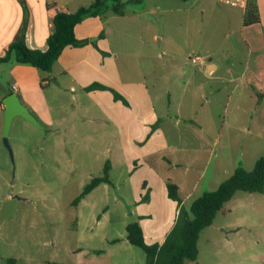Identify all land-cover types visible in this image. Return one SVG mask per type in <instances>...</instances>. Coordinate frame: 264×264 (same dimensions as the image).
Returning a JSON list of instances; mask_svg holds the SVG:
<instances>
[{"label":"crops","instance_id":"obj_1","mask_svg":"<svg viewBox=\"0 0 264 264\" xmlns=\"http://www.w3.org/2000/svg\"><path fill=\"white\" fill-rule=\"evenodd\" d=\"M94 1L0 0V56L22 34L30 48L45 50L47 40L53 32L55 16L61 12L75 13L81 7H89ZM126 1V4L136 3L142 8L133 10L130 14L124 9L122 15L115 14L112 10L102 11L96 16H86L76 25V38L88 39L95 42V45L90 42L79 47H66L53 64L49 80L33 66L0 63V131L4 125L3 100L12 93L18 95L21 103L42 127H57L58 131L69 128L64 125L67 113L58 99L57 112L61 117H55L50 100L55 102L61 91L68 90L74 101L87 99L91 105L86 108H97L106 121L107 129L104 133L114 135L111 139L121 142V154L130 166L131 175L138 174L141 178L139 193L135 197L138 208L135 221L141 226L145 241L149 245L162 244L174 227L181 207L188 211L195 199L204 192L217 189L241 166L237 165L240 162V158L236 159L238 155L232 154V147L239 143L238 137L229 140L231 152L221 149L220 153H215L213 147H207V142L212 139L214 145L216 142L226 143V127L230 125L220 118V112L213 107L226 96L227 88L230 89L228 100L236 98L239 108L241 96L248 98L251 104L239 116L245 124H249L248 127L261 128L264 140V0H254L259 21L249 25L244 24L246 8L229 6L218 0H158L152 4L150 0ZM109 2L106 1L105 5L113 4ZM107 11L112 13L111 19L141 18L155 12L175 13L171 18L175 17L185 24L182 32L186 48L205 52V60L202 58L203 62L200 63L191 61V65H187V61H175V64L187 68L181 69V79H171L173 86L174 82H181V89H178L180 101L175 113L159 115L155 104V89L152 90L157 82L151 86L148 79L149 76L151 80L157 81L159 78V73L152 72L149 68L151 62L155 64L152 44L154 46L158 36L162 39L159 23L157 25L160 28L157 26V31L152 33L153 41H147L144 33L146 28L138 26L137 38L142 43L141 48L149 46V51L144 56L137 53V57L147 59L150 64L145 67L140 63L145 67L144 75L142 78H133L128 74L123 75L119 62L117 63L119 52L115 49L111 35L117 33L120 37L122 33L107 26V20L103 19ZM121 43L117 47H122V52L126 53L130 46L124 39ZM240 48H245L248 52L247 61L235 57ZM125 56L131 55L126 53ZM129 61V58L125 59L122 65L127 71L132 66ZM192 67L203 72L202 79H196L192 71L188 72ZM51 78L56 82H52ZM94 83L112 89L121 99H115L110 90H85ZM14 85L17 86V91L13 90ZM197 86H205V109L208 107L212 111L205 116V123L198 124L194 123L188 112L193 88ZM167 94L169 95V91ZM249 113H254V116ZM246 114L248 116L245 117ZM195 128L202 134L205 129V147L203 138L193 134ZM201 145L204 155L193 156L191 152L201 151ZM5 161L1 156L0 172L7 168ZM168 181L177 185L182 200L180 205L169 198ZM159 213L161 217L154 220V216L158 217ZM120 238L129 243L126 235ZM126 251L127 255L129 248ZM76 254L75 262L64 264H100L98 254L82 249H77ZM106 257L104 264H115L112 255L108 253Z\"/></svg>","mask_w":264,"mask_h":264},{"label":"rangeland","instance_id":"obj_2","mask_svg":"<svg viewBox=\"0 0 264 264\" xmlns=\"http://www.w3.org/2000/svg\"><path fill=\"white\" fill-rule=\"evenodd\" d=\"M120 1L125 3L128 14L142 8L136 3ZM156 1L150 0L151 4ZM173 15L175 13L155 12L141 18L124 19H111L110 11L103 15L107 26L122 33L120 37L113 33L111 39L119 52L117 63L121 73L133 78H142L143 68L150 64L147 59L137 57V53L144 56L149 51V46L141 48L142 43L137 38L138 26L146 28L147 41H153V31H157L158 25L161 27L162 39L158 36L154 46L152 44L155 64L151 62L149 67L152 72L159 73V78L156 81L148 77L151 86L157 82L152 90L155 89V104L161 116L175 113L180 101L178 89H181V82L176 81L173 86L171 79H181V69L187 68L175 64L176 59L187 61V65H191L194 56L200 55L205 60L202 50L186 48L182 32L185 24L171 18ZM122 39L130 46L126 50L131 55L129 57L122 52V47H117L122 44ZM235 57L247 61L248 52L240 48ZM128 58L132 65L129 71L122 66ZM191 71L194 78H203V72L198 68L192 67L188 72ZM193 91L188 112L194 123H205V116L212 112L208 107L205 109V86L194 87ZM229 91L227 88L226 96L213 107L230 125L226 127L227 144L216 142L214 145L212 139L207 142V147H213L215 153H220L221 149L231 152L229 140L238 137L239 143L232 147V154L238 155L236 159L240 158L237 165L251 170L256 160L264 155L262 129L248 127L249 124L239 116L251 104L248 98L241 96L239 108L236 98L228 100ZM58 99L67 113L64 125L69 128L65 131L36 125L21 116L15 117L8 134L13 159L4 143L3 129L0 131V158L4 157L7 164L6 170L0 172V264H7L8 260L14 264L73 263L77 259V249L98 254L100 264H104L108 253L113 256L115 264H144V252L120 238L126 235V223L137 219L135 197L139 193L141 178L138 174L131 175L130 166L121 154V142L112 140L114 135L104 133L106 121L97 108L87 109L91 105L87 99L74 101L69 90L61 91L55 102L50 100L53 114L59 118ZM249 115L254 116V113ZM92 118L95 121H90ZM193 134L203 138L205 147V129L202 134L195 128ZM203 146H199L201 151L194 150L191 154L204 155ZM107 165L111 167L110 183L99 184L75 204L90 181L103 176ZM160 217L161 213L154 216V220ZM197 246V260L188 264H264V192L235 193L212 224L200 233ZM126 248L130 250L127 255Z\"/></svg>","mask_w":264,"mask_h":264},{"label":"trees","instance_id":"obj_3","mask_svg":"<svg viewBox=\"0 0 264 264\" xmlns=\"http://www.w3.org/2000/svg\"><path fill=\"white\" fill-rule=\"evenodd\" d=\"M106 1L109 0H95L89 7H81L75 13H58L54 18L53 32L47 40L45 50L30 48L25 42L24 34H22L8 46L5 54L0 56V63L33 66L45 75V79L49 80L51 75L48 72H51L53 64L66 47H79L90 42L95 45L93 41L79 40L75 36L76 25L86 16H96L106 10H112L118 15L123 14L124 2L110 0L115 1V3L106 6ZM258 21L257 6L254 0H248L244 24L249 25ZM85 90H110L114 93L115 99H121L112 89L99 83H94ZM109 169L110 167L107 165L103 176L95 177L90 181L75 200V204L99 184L110 183ZM167 191L169 198L180 205L182 200L179 197L177 185L168 181ZM238 191L264 192V155L256 160L251 170L238 166L233 174L223 181L217 189L204 192L195 199L188 211L181 207L174 227L162 244H147L143 230L136 221L130 222L126 226L127 241L144 252L146 264H188L195 262L199 253L197 243L200 233L212 224L215 216ZM11 263L12 260H8L7 264Z\"/></svg>","mask_w":264,"mask_h":264},{"label":"water","instance_id":"obj_4","mask_svg":"<svg viewBox=\"0 0 264 264\" xmlns=\"http://www.w3.org/2000/svg\"><path fill=\"white\" fill-rule=\"evenodd\" d=\"M50 73V72H48ZM52 82H56L54 78H51ZM4 125H3V136H4V143L8 148L11 158L13 159V154L11 147L8 142V134L12 124V121L15 117L21 116L26 120L33 122L36 125H40L37 119L34 117L33 114L25 107L18 95L16 93H12L8 95L4 100Z\"/></svg>","mask_w":264,"mask_h":264},{"label":"built area","instance_id":"obj_5","mask_svg":"<svg viewBox=\"0 0 264 264\" xmlns=\"http://www.w3.org/2000/svg\"><path fill=\"white\" fill-rule=\"evenodd\" d=\"M218 1L222 4H226L234 7H241V8H246L248 3V0H218ZM191 61L193 63H200L203 62V59L200 56H194L193 58H191ZM13 90L15 91L18 90L16 85L13 86Z\"/></svg>","mask_w":264,"mask_h":264}]
</instances>
